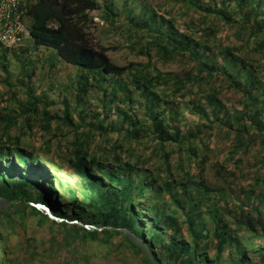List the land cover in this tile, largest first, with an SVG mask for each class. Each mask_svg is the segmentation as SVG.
<instances>
[{
  "label": "rangeland",
  "instance_id": "obj_1",
  "mask_svg": "<svg viewBox=\"0 0 264 264\" xmlns=\"http://www.w3.org/2000/svg\"><path fill=\"white\" fill-rule=\"evenodd\" d=\"M189 1L99 0L101 8L91 12L92 38L108 47V56L115 65L125 68L119 76L105 80L63 62L52 49L35 47L31 40L8 49L0 44V121L13 118L17 122L10 125L11 135H19L27 154H31L29 160H20L12 149L14 140L9 142L6 140L9 135L6 136L5 146L11 147L0 149V183L5 181L12 188L21 178H28L46 184L47 172L58 190L53 204L67 216L66 222L71 224L81 217V223L98 226L100 220L89 223L98 220V210L89 203L90 187L72 149L74 132L92 129L93 146L119 145L121 150L117 152L125 162L130 159L136 162L138 156H143L142 166L152 169L154 178L172 181L170 191L165 189L156 201L144 200L137 207L148 241L158 228L167 241L173 239L190 249L198 242L199 255L210 259L211 264H237L240 258L248 259L249 264H264V129L252 125L240 135L238 126L247 112V100L239 88L248 86L254 94L255 79L264 84V44L260 43L264 32L258 26L254 35L249 25L244 27L243 11L239 10L242 0H193L198 7ZM246 1L248 7L244 11L256 8L258 22L264 25V0ZM214 11L227 12L229 16L225 19ZM147 12H153L157 20L162 19L164 31L177 40L184 41L185 35L200 40L205 28L213 26L216 36L207 41L212 50L200 48L202 60L219 67L209 82L213 91L204 90L210 88L202 83L207 82L206 77L193 79L190 73L194 71L193 63L187 57L161 56L143 29L159 28V23L155 24ZM167 24L173 31L167 30ZM229 60H235L236 65ZM225 65L229 67L223 75ZM140 69L147 70L152 80L160 76V81L152 88L146 85L147 89H139L132 75ZM228 74L238 87H231ZM186 78L193 80L185 81L186 89L177 91L178 80ZM28 90L48 104L53 117L49 132L41 129L44 122L39 117L30 123L33 127L27 135L22 133L28 125L25 114H21L29 100ZM211 92L217 93L212 106ZM151 95L154 112H164L165 116L176 114L174 119L182 136L186 139L200 136L202 141L186 144L182 150L171 144L161 148L163 143L153 136V122L147 120ZM215 104L219 109L213 111ZM67 107L72 125L57 118H63ZM255 110L252 109V114ZM216 116L224 126L215 125ZM254 118L253 122L257 120ZM134 119L147 124L140 128L139 135L130 138L126 128L133 130L130 122ZM100 122L104 124L103 130L97 127ZM204 145L206 151L198 159L188 151L191 146L195 150ZM161 154H168V158L160 157ZM220 163L223 167L219 170ZM145 167L137 166L143 172ZM187 171L201 172L203 184L197 177H185ZM92 174L106 173L95 171L88 175ZM133 178L139 181L136 171ZM27 188L37 198L35 188L30 185ZM195 200L203 201L191 210ZM4 222L10 233L9 264H141L122 235H115L109 245L117 256L114 263L101 256L107 255L108 249L102 241L75 239L70 230L51 226L29 210L25 218ZM217 228L224 230L222 240L213 235ZM96 245H101L98 251ZM156 245L162 264H179Z\"/></svg>",
  "mask_w": 264,
  "mask_h": 264
},
{
  "label": "trees",
  "instance_id": "obj_2",
  "mask_svg": "<svg viewBox=\"0 0 264 264\" xmlns=\"http://www.w3.org/2000/svg\"><path fill=\"white\" fill-rule=\"evenodd\" d=\"M1 1L2 0H0V2ZM189 2L198 7V4L193 0H190ZM241 3L239 10L243 11L244 18L242 22H246L244 27L249 25L251 27L250 31H253L254 35H256L255 32L258 33V26L261 31L264 32V25H260L258 22L257 17L259 14L257 9L252 7L249 9L250 12H246L244 10L248 7L247 1L242 0ZM99 8H101L99 0H25L22 2L20 11L23 20L29 28L31 41H33L35 47L43 46L52 49L54 50L55 55L63 62L78 67L88 75L97 76L99 79L105 80L109 77L119 76L125 68L115 65L108 56V47L95 43L92 38L91 25L93 23V18L91 12ZM214 13L223 16L225 19L229 16L227 12L223 11H214ZM252 13H254L255 16H253ZM147 16L153 20L155 24L159 23L158 29L152 27H146L143 29L147 30V35L150 36L151 42H154L161 56L164 58H173L177 56L187 57V59L193 63V69L195 72H190L194 75L193 79L198 80L202 77H206V79H208L207 82L202 81V83L210 85V79L217 73L218 70H216V67L218 66L216 64L209 65L204 62L202 60L200 48L202 47L207 51L212 50V46L207 41L216 36V31L213 26L205 28L202 39L200 38V40H196L185 35V40L183 41L173 38L171 34L164 31L163 20H157L153 12H147ZM141 25L146 26L145 23ZM166 28L168 31H173L171 25H168ZM260 43L264 44V38ZM229 62L236 65L235 60H229ZM228 67L229 65L223 66V75L227 74ZM244 67H247V65H244ZM132 77L139 89L140 87H145L147 89L148 85L152 88L155 83L160 81V76L152 80L153 78H151L150 73L145 69L135 71ZM228 78L231 80V87H238L236 80L231 74H228ZM192 80L189 78H186V80H178L176 87L179 89H177V91L186 89V86L183 83ZM255 80L256 81L253 82V86L255 87L254 94H251L252 88L250 89L248 86H242L239 88L243 91L245 99L247 100V112L244 114V120L238 124L241 129L240 135L242 134V131H246L248 127L250 128L252 125L253 127H257L258 130L264 129V84L262 83V80ZM87 81L88 78L85 80V84H87ZM81 90L82 89L78 91L79 95L82 94ZM204 90L213 91L214 89L210 85V88H204ZM27 92L29 93V100L23 105L24 107L23 110H21V114H25V122L28 125L24 126L22 133L27 135V131L33 127L30 123L39 117L44 122L41 129L45 132H49L52 126L53 117L48 110V104L45 103V100L35 96L33 91L28 90ZM257 92H260L261 94H258ZM211 93L212 94L209 96V103L212 106L217 101V93ZM153 100L154 95H151V102H149L148 108L149 113L147 114L150 120L148 118L147 120L153 122V136L163 143L161 148L165 149L166 144H171L177 145L182 150L183 148L186 149V144L192 145V143L202 141L200 136L189 137L188 139L183 137L177 124L178 122L174 119L176 114L165 116L164 112H154L152 109ZM215 105L216 107L213 108V111L219 109L218 105ZM254 108L256 110L254 114H252V109ZM120 112L123 114L125 113L122 110ZM254 116L257 118L255 122H253V119H255ZM125 117H128V115H125ZM57 118L69 125H72L73 123L72 114L68 107L64 110L63 118H60V116ZM215 120L217 121L215 125L224 126V123L218 118V116H216ZM1 122L2 121H0V123ZM2 123L3 127L0 130V149L10 150L11 146H5L6 142L4 141L6 136L9 135L6 140L9 142L14 140V142H12V149L15 151V154L18 155L22 161L29 160L31 154H27L24 144L21 143V137L19 135H11L10 125H15L17 122L13 118H9ZM146 124V122L141 123L138 119L132 120L130 126L133 130L129 127L126 128L129 137L132 138L135 137L134 135H139L140 128ZM103 125V122H100L97 127L103 130ZM90 126L94 127L93 125ZM103 132L104 131L101 133L103 134ZM74 135L75 140L72 143L73 155L76 157L78 166L82 169V173L85 175L89 184L88 186L90 187L91 196L88 197V195H86V197H88L89 203L98 210V220H93L89 223H97V221L99 222L100 220L101 222L98 223V226L100 227L111 226L113 228L130 229L136 235L147 240L148 245L152 249L159 264H162V259L157 252L156 244H158L159 248L163 251H167L172 257H175L179 264H211L210 259L199 255L198 242V245H193L190 249L186 244H180L173 239L167 241L164 234L162 235V232L157 231L158 228L154 230L152 240L148 241L147 239V231L145 230L140 214L137 212V207L141 206L144 200L152 198L156 201V197L162 195L165 192V189H169L170 191L172 188L171 180L165 178H159L158 180L157 178H154V171L142 166L145 161L143 156H138L136 162L131 159L128 162H125L123 160L124 158L121 156L122 154L117 152L121 150V146L119 145L111 144L108 148L93 146L92 140L95 138L92 129H87L82 132L77 129V131L74 132ZM206 148L207 147L204 145L203 147L201 146L200 149L194 150L193 146H191L188 151L192 152V154H194L193 156L198 159L201 153H205ZM106 149H109V151L105 152ZM114 150H116V152H112ZM160 157L168 158V154H161ZM139 158H141V160H139ZM206 159L207 155L203 156V160L205 161ZM166 161L167 159L163 160V162ZM137 166L145 167L146 169L143 172V169L141 168L142 170H139ZM221 167H223L222 163H220L219 170ZM110 170L111 172H109ZM95 171L106 173V176L104 174L88 175ZM134 171H136V175L139 177L138 182L133 180ZM185 174V177L199 178L201 184H203L204 176L201 172L194 174L187 171ZM44 178L46 184H39L34 180L21 178L19 182L12 185V188L8 186L7 182L2 181L0 183V196H4L11 200V208L16 206V200L19 202H33L45 205L55 216L64 219V222L58 223L50 219L44 211L31 205H27V208L24 210H16L12 213L0 211V264H9L12 260L9 258L10 245L9 240H7L10 233L6 228L7 224L4 221L25 218L28 210L40 216L42 220L48 222L51 226L70 230L71 234L75 236V239L81 237L84 241L86 239L91 242L102 241L103 245L107 246L108 249L106 250L107 255L101 256L106 258L107 261L114 263L117 261V256L111 251L109 245H111V241L114 239L113 237L115 235H122L124 241L133 248L134 254L138 255L140 263L150 264L147 257L121 230L103 229L102 231H92L79 224V222L82 221L81 217H78L74 223L70 224L68 221L66 222V220H68L66 218L67 216L59 211V209L53 204V200L58 198V190L56 186L47 172ZM28 185L35 188L37 191V198L33 196L32 191L27 188ZM172 193H170L169 196L171 199H174ZM184 195H188L187 188L184 190ZM202 201L203 200L193 201L191 203V210L198 208L199 205L202 204ZM174 203L179 205L176 200H174ZM189 218L191 217L189 216ZM2 226L6 232L2 230ZM213 235L222 240L224 236L223 228L215 229ZM101 245H96L97 251ZM95 255L99 256V254ZM237 264H249V260H246V258H240Z\"/></svg>",
  "mask_w": 264,
  "mask_h": 264
},
{
  "label": "built area",
  "instance_id": "obj_3",
  "mask_svg": "<svg viewBox=\"0 0 264 264\" xmlns=\"http://www.w3.org/2000/svg\"><path fill=\"white\" fill-rule=\"evenodd\" d=\"M22 0L0 2V43L7 48L22 45L31 40L29 28L22 18Z\"/></svg>",
  "mask_w": 264,
  "mask_h": 264
},
{
  "label": "water",
  "instance_id": "obj_4",
  "mask_svg": "<svg viewBox=\"0 0 264 264\" xmlns=\"http://www.w3.org/2000/svg\"><path fill=\"white\" fill-rule=\"evenodd\" d=\"M17 204L16 206H14L13 208L10 207L11 205V200H9L8 198L4 197V196H0V211L1 212H5V213H12L16 210H23L25 209V207L27 205H31L33 207H36L42 211H44L47 216L58 222L61 223L64 221V219L59 218L57 216H55L51 210L46 207V206H42L39 205L38 203H33V202H19L18 200L15 201ZM77 223V222H76ZM79 224L89 230H97V231H102L103 229H115V230H121L128 238L129 240L139 248V250L147 257L148 261L150 264H159L158 261L156 260L154 253L152 251V249L150 248V246L148 245V242L146 239L136 235L133 231H131L128 228H113L111 226H95V225H86L83 224L81 222H79Z\"/></svg>",
  "mask_w": 264,
  "mask_h": 264
}]
</instances>
